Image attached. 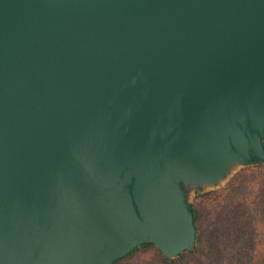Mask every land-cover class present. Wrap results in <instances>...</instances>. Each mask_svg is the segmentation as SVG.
Listing matches in <instances>:
<instances>
[{
    "label": "water",
    "instance_id": "water-1",
    "mask_svg": "<svg viewBox=\"0 0 264 264\" xmlns=\"http://www.w3.org/2000/svg\"><path fill=\"white\" fill-rule=\"evenodd\" d=\"M263 126L264 0H0V264L192 249L178 175Z\"/></svg>",
    "mask_w": 264,
    "mask_h": 264
},
{
    "label": "trees",
    "instance_id": "trees-1",
    "mask_svg": "<svg viewBox=\"0 0 264 264\" xmlns=\"http://www.w3.org/2000/svg\"><path fill=\"white\" fill-rule=\"evenodd\" d=\"M195 244L167 257L144 242L112 264H264V159L246 163L223 185L198 190L190 202ZM213 204V213L208 205Z\"/></svg>",
    "mask_w": 264,
    "mask_h": 264
},
{
    "label": "rangeland",
    "instance_id": "rangeland-1",
    "mask_svg": "<svg viewBox=\"0 0 264 264\" xmlns=\"http://www.w3.org/2000/svg\"><path fill=\"white\" fill-rule=\"evenodd\" d=\"M47 1V0H43ZM260 142L264 145V126L260 132L259 135ZM259 157L255 155L253 152L251 155L247 158H231L225 162L222 169L219 172V175L216 179L211 180L207 178H195L193 176H187V175H178V189L182 195V198L186 204L190 203L192 201V198L196 191L198 190H207L210 188H216L224 184V182L227 180V178L238 168L243 166L246 163H251L254 160L258 159ZM208 208L211 213L210 220L214 219V205L209 204ZM140 260V257L137 256L134 259H132L127 264H135Z\"/></svg>",
    "mask_w": 264,
    "mask_h": 264
}]
</instances>
